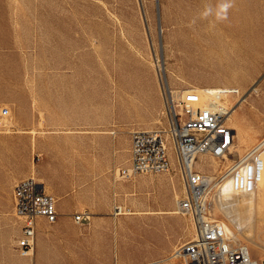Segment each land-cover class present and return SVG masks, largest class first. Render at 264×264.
<instances>
[{"label":"rangeland","instance_id":"rangeland-1","mask_svg":"<svg viewBox=\"0 0 264 264\" xmlns=\"http://www.w3.org/2000/svg\"><path fill=\"white\" fill-rule=\"evenodd\" d=\"M225 3L229 5L226 10L222 7ZM155 58L165 70L163 79L175 89L239 90L240 96L232 98L236 115L229 121L237 133L231 159L242 156L264 137V0H0V113L4 108L10 113L7 120L4 117L0 134L24 131L36 141L48 142L49 178L61 173L62 164L74 163L69 160L71 153H90L91 161L84 163L93 172L91 188L108 193L110 198L108 209H100L77 228L86 237L89 256L56 247L44 251L42 241L51 239L53 231L42 223L34 263L98 264L108 252L111 264H118L116 252L122 255L124 243L115 225L123 217H135L127 222L126 235L136 228L151 232L130 264H144L137 261L156 247L163 250V256L155 263L181 264L168 260L193 235L189 217L149 214L177 210L183 183L173 152V167L167 173L137 174L119 183L114 177L116 169L129 166L130 133L108 123L110 101L118 89L130 90L133 84L147 87L150 73L157 69ZM84 113L92 128L74 130L69 125L71 118ZM17 122L23 127L17 128ZM163 129H167V119L162 114L156 128L150 130ZM85 131L91 137V147L86 150L69 138ZM110 131L116 132V138ZM41 154L33 145L27 159L22 160L8 146L0 151V264L28 261L15 249L21 223L11 210L14 185L10 183L19 173L33 176L43 162ZM229 164L230 160L220 162L201 155L195 167L219 174ZM256 173L257 189L250 194L262 195L261 199L253 204L254 198L239 196L229 208L240 232L221 211L214 215L227 223L232 234L238 233L233 242L248 246L249 254L261 262L264 148L257 157ZM222 189L234 192L230 183ZM220 204L217 207L221 208ZM119 211L123 214L116 215ZM97 228L102 230L100 244ZM14 230L18 233L13 234ZM244 235L260 246L251 244ZM130 240L136 242L134 237Z\"/></svg>","mask_w":264,"mask_h":264},{"label":"built area","instance_id":"built-area-1","mask_svg":"<svg viewBox=\"0 0 264 264\" xmlns=\"http://www.w3.org/2000/svg\"><path fill=\"white\" fill-rule=\"evenodd\" d=\"M162 90L167 129L138 130L131 134L130 163L119 169V178L169 172L173 167L172 151L183 183L178 208L195 226L194 238L175 251L177 261L181 264H264L254 259L247 247L236 245L228 238L225 226L213 218L211 203L212 195L226 182L238 193L256 190L257 157L264 148V137L242 156L231 159L236 131L228 122L232 111L226 99L228 92L222 90L206 97L194 90L174 93L164 86ZM4 109L0 113V129L5 127L3 118L9 110ZM204 154L220 162L230 160V164L219 174L202 172L195 164ZM13 199L21 222L15 249L22 258L34 257L38 220L44 218L50 224L57 221L56 200L34 178L18 182ZM74 220L89 222L90 214H75Z\"/></svg>","mask_w":264,"mask_h":264},{"label":"crops","instance_id":"crops-1","mask_svg":"<svg viewBox=\"0 0 264 264\" xmlns=\"http://www.w3.org/2000/svg\"><path fill=\"white\" fill-rule=\"evenodd\" d=\"M166 70L167 67L165 66ZM155 68V73H150V80L147 87H139L135 84L132 85V88L129 89H118L113 100L110 101V123H115L120 127L126 128L130 133V148H131V134L134 131L138 130H150L155 129L157 123L160 121V118L163 114L164 109V98L162 94V89ZM167 72V71H166ZM10 115V113H9ZM70 126L74 130H78L82 126L87 129L92 128V122L90 117L84 113L81 117L74 116L69 122ZM23 127L22 122H17V128ZM114 138H116V132H109ZM124 135L125 133L122 132ZM70 141L74 145L83 146V149L91 147V137L86 134V131L83 134H72ZM110 139V138H109ZM122 135L118 138L119 143L121 142ZM32 140V141H31ZM70 143L69 145H72ZM34 147V151L40 152L41 157H43V162L40 165L38 171H33V176L43 184L45 191L52 195L56 200L58 219L54 224L48 223L44 218L38 220V226L42 223H45L51 227L52 238L42 241V249L47 251L53 248H59L62 250L69 249L76 255H90V248L87 246L86 237L81 236L77 228L78 226L85 225L86 223H77L74 220L75 214L88 212L90 214V220L92 215L96 214L100 209H108L110 198L108 193L101 194L97 191H94L91 188L92 182V169L89 164H85L84 161H91L90 153H71L70 161H73L72 164H62L61 173L53 174L52 178L47 176V161L49 148V143L42 140H34L33 137L30 138L29 135L24 133V131H6L3 134H0V151H5L6 146L8 149L13 152V154L19 156L20 160L27 159L30 146ZM53 149L55 148V143L52 142ZM131 155V154H130ZM18 159V158H17ZM64 161L68 160L62 158ZM83 163H80L82 162ZM79 162V163H78ZM31 174L28 172L19 173L11 178V185L13 187V192L16 184L23 179H26ZM115 183H119V179L116 178L115 172ZM15 206L14 199L11 210ZM123 214V213H122ZM120 214V215H122ZM149 214H175V212H165V213H149ZM178 214V213H177ZM16 218V216H15ZM17 219V218H16ZM136 220L135 217H123L119 220V224L115 225L116 234L119 236V229L122 233L123 243V252L122 255H118L116 252V258L118 264H130L133 260V255L140 249L143 248L145 242L147 241V235L150 231H143L141 229H133L131 233L127 234V227L129 224L127 222ZM18 221V219H17ZM21 223V222H20ZM110 230H107V232ZM14 233H18V230H14ZM21 235V229L19 232ZM157 233V232H155ZM96 235V234H95ZM126 236V239H125ZM136 239V242H132L130 239ZM38 240V232L36 245ZM96 240L98 244L102 242V230L97 228ZM17 242V241H16ZM16 246V244H15ZM36 250V247H35ZM106 252L104 259H100L98 264H111L110 253ZM163 256V250L156 247L153 249L150 254L142 257L137 261L138 263L143 262L144 264L158 262ZM21 257V256H20ZM35 257V252H34ZM34 257L30 260L28 258H22L28 260L27 262L22 261V264H28L29 262H35ZM20 263V262H18ZM36 264V263H34ZM159 264V263H156Z\"/></svg>","mask_w":264,"mask_h":264},{"label":"bare ground","instance_id":"bare-ground-1","mask_svg":"<svg viewBox=\"0 0 264 264\" xmlns=\"http://www.w3.org/2000/svg\"><path fill=\"white\" fill-rule=\"evenodd\" d=\"M155 65H156V67H157V72H158V74H159V81H160V85H161V89H162V87L164 86V87H166V88H168V89H170L171 91H173L174 93L175 92H179V91H189V90H194V91H197V92H199L201 95H204V96H209V93H214V92H218V91H222V90H225L226 92H228V95L226 96V99H227V101H228V103H229V105L231 106V109H232V111H231V114H230V116H229V119H228V122L230 121V120H232L233 119V117H234V115H236V109H235V106H236V103L235 104H232L233 103V101H232V98H237V97H239L240 96V92H239V90L238 89H228V88H218V87H212V86H210V87H212V88H203V89H201V88H199V87H197V86H191L190 88H187V89H175V88H173L169 83H168V81H167V79L165 78V79H163V75L165 76V73H163V72H165V70H164V68H163V66L160 64V62H159V59H157V58H155ZM162 92H163V90H162ZM244 97V96H243ZM242 99V98H241ZM243 100V99H242ZM240 101V99L238 100V102ZM241 102V101H240ZM4 110L5 109H3L2 111H1V113L2 112H4ZM8 116H10L9 115V110H8V113L4 116L5 118L6 117H8ZM11 119V118H10ZM3 120H4V118H3ZM6 120H7V118H6ZM6 122V121H5ZM7 125V124H6ZM234 128V127H233ZM238 128V127H237ZM164 130H166V129H164ZM234 130H235V128H234ZM11 130H9V132H10ZM236 131V130H235ZM245 136H242V138H244ZM236 138H237V133H236V136H235V141H234V143H233V145H232V147H231V150L233 151V149H234V146H235V143H236ZM204 155H206V154H204ZM175 156V155H174ZM201 156V155H200ZM203 156V155H202ZM176 158V157H175ZM215 160V159H214ZM176 164H177V161H176ZM196 165V164H195ZM215 166H216V164H215ZM217 168V167H216ZM119 169L120 168H118V169H116L115 170V176H116V178H119V175H118V172H119ZM214 170V169H213ZM257 174V173H256ZM28 178H34V179H36V180H38L37 178H35L34 176H30V177H28ZM120 179V178H119ZM131 179V178H130ZM39 181V180H38ZM40 182V181H39ZM226 183H229V182H226ZM226 183L223 185V188H224V186L226 185ZM256 189H257V180H256ZM233 190V189H232ZM234 191V190H233ZM256 191V190H255ZM254 191V192H255ZM253 193V192H252ZM247 196V197H249V198H254V199H251L252 201H253V204H256V202H257V200H259V199H261V196L262 195H258V194H255V195H252V194H250V193H248V195L247 194H243V193H238V192H228V191H226V190H223L222 188H221V190L220 191H218L217 193H215V194H213L212 195V197H211V203H212V209L214 208V213H213V218L214 219H217L216 217H215V215L216 214H218V210L219 211H221L223 214H224V216L228 219V220H230V222L233 224V226H234V228L237 230V232L239 233L240 232V227L238 226V224H237V222L235 221V218H234V216H233V214L230 212V210H229V208H231L233 205H234V203H236V201H238V200H236V198H238L239 196L240 197H242V196ZM241 200H242V198H240ZM239 199V200H240ZM179 200V198L178 199H176V212H175V214H180V215H182V216H184V214H182L181 212H180V210H179V208H178V203H177V201ZM236 200V201H235ZM240 200V202H242ZM218 202H220L221 204V208H223V209H221V208H219V207H217V206H219V205H217V203ZM243 205V204H242ZM242 205H240V206H242ZM239 207V206H238ZM243 208H245V207H243ZM246 209V208H245ZM261 209V208H260ZM243 210V209H242ZM263 210H264V208H263ZM244 212V211H243ZM120 214H122V212L121 213H117L116 215H120ZM215 214V215H214ZM15 216H16V218L18 219V221H20V219H19V217L16 215V213H15ZM252 216V215H251ZM189 219H190V222H191V225H192V228H193V235H192V237L189 239V240H191L192 238H194V235H195V226H194V224H193V221H192V219L189 217ZM218 220V219H217ZM226 220V219H225ZM251 220V219H250ZM255 220V219H254ZM220 222L225 226V228H226V232H227V236H228V238H230L231 239V241L233 242V239H237V237H238V233L237 234H232V232H234L228 225H227V223L226 222H224V221H222V220H220ZM241 228H242V226H241ZM241 230H243V228L241 229ZM243 233V232H242ZM237 236V237H236ZM244 237L247 239V240H249V242L251 243V244H253V245H256V246H260L259 245V243L258 242H256L255 240H251L247 235H244ZM187 242V241H186ZM185 243V242H184ZM183 243V244H184ZM234 243V242H233ZM236 245H242V244H236ZM243 246H245V245H243ZM245 247H247V249H248V251H249V247L248 246H245ZM178 248H179V246L174 250V252H173V254H172V256H171V258L168 260V262L170 261V260H177V257L174 255V253H175V251L176 250H178ZM33 257H29L28 259H32ZM258 261V260H257ZM173 262V261H172ZM260 262V261H259ZM31 263H32V261H31ZM149 264H156V263H149Z\"/></svg>","mask_w":264,"mask_h":264},{"label":"clouds","instance_id":"clouds-1","mask_svg":"<svg viewBox=\"0 0 264 264\" xmlns=\"http://www.w3.org/2000/svg\"><path fill=\"white\" fill-rule=\"evenodd\" d=\"M222 7L226 10L229 7V5L227 3H225Z\"/></svg>","mask_w":264,"mask_h":264}]
</instances>
